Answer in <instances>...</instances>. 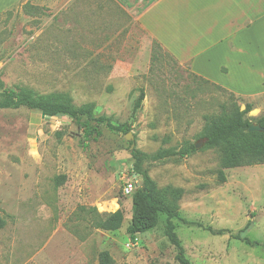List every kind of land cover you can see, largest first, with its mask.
<instances>
[{
  "label": "rangeland",
  "instance_id": "1",
  "mask_svg": "<svg viewBox=\"0 0 264 264\" xmlns=\"http://www.w3.org/2000/svg\"><path fill=\"white\" fill-rule=\"evenodd\" d=\"M117 1L124 8L113 0H23L0 14V93L20 88L92 105L114 125L130 124L135 148L148 155L202 141L207 118L223 105L243 111L251 104L249 118L264 116V96L219 89L160 48L131 10L153 0ZM140 90L145 99L133 116ZM84 122L26 108L0 110V216L6 222L0 264H98L101 252L115 264H178L163 234L164 214L135 244L126 234L131 196L123 187L135 176L131 141L99 126L100 136L83 149ZM203 147L184 159L144 165L158 189L183 191L173 222L186 258L191 264H264L263 247L230 238L250 222L242 236L264 245V165L224 170L220 184L219 152ZM82 209L98 215L120 210L123 225L116 232L96 230Z\"/></svg>",
  "mask_w": 264,
  "mask_h": 264
},
{
  "label": "trees",
  "instance_id": "2",
  "mask_svg": "<svg viewBox=\"0 0 264 264\" xmlns=\"http://www.w3.org/2000/svg\"><path fill=\"white\" fill-rule=\"evenodd\" d=\"M152 49L154 51V46ZM217 88L221 89L220 87ZM144 99L145 93L140 90L133 105V116L141 110ZM21 108L38 111L46 118L65 116L77 123L84 118L85 122L81 125L83 149L86 148L90 138L100 136L99 126H103L109 132L117 135H126L131 131L130 124L116 126L109 118L97 116L92 105L75 106L68 95L44 98L38 97L30 90L20 88L8 89L0 93V110H19ZM252 109L251 104H245L244 110L240 111L235 103H231L229 106L223 105L219 115L207 118L201 135L202 140H205L202 150H218L220 170L217 176L220 184L226 180L224 170L264 165V134L249 132V127L252 124H258L264 129V116L257 120L249 118L248 114ZM91 123H94V127L90 126ZM194 145L186 144L178 149H161L152 155L145 154L136 148L130 150V156L133 160L132 172L142 179V186L135 189L131 195V219L126 228V234L131 244H135L138 235L156 229L160 214H164L166 221L163 234L174 248L175 261L178 264H191L185 256L184 248L175 232L176 227L173 222L179 220V203L182 200L183 191L172 187H166L163 190L158 189L156 183L148 176L144 165L187 158L197 152ZM82 212L90 216L91 226L99 231L116 232L123 225L124 216L120 210L107 215H98L95 209H91L89 212L82 209ZM182 222L189 224L186 220H182ZM5 225V220L0 216V232ZM249 227L250 222H247L242 230L235 235H230V238L251 248H264V245L252 242L247 237L242 236ZM207 230L214 236H222L227 233V231L222 230ZM98 264L115 263L108 252H101L98 256Z\"/></svg>",
  "mask_w": 264,
  "mask_h": 264
},
{
  "label": "crops",
  "instance_id": "3",
  "mask_svg": "<svg viewBox=\"0 0 264 264\" xmlns=\"http://www.w3.org/2000/svg\"><path fill=\"white\" fill-rule=\"evenodd\" d=\"M22 1L0 0V14ZM131 10L139 26L195 77L239 97L264 96V0H153Z\"/></svg>",
  "mask_w": 264,
  "mask_h": 264
},
{
  "label": "water",
  "instance_id": "4",
  "mask_svg": "<svg viewBox=\"0 0 264 264\" xmlns=\"http://www.w3.org/2000/svg\"><path fill=\"white\" fill-rule=\"evenodd\" d=\"M249 132L251 133H262L264 134V129H262L260 127V125L258 124H252L250 127H249ZM125 139L127 141H131V146H130V150H134L135 149V142H134V137L131 133H128L125 135ZM203 143H205V140H202L198 143H196L194 145L195 149L198 150L200 149L202 146H203ZM133 179L135 180L136 182V189H139L141 186H142V179L139 177V175H135L133 177Z\"/></svg>",
  "mask_w": 264,
  "mask_h": 264
},
{
  "label": "built area",
  "instance_id": "5",
  "mask_svg": "<svg viewBox=\"0 0 264 264\" xmlns=\"http://www.w3.org/2000/svg\"><path fill=\"white\" fill-rule=\"evenodd\" d=\"M136 189V182L134 179L128 180L123 187V194L125 197H130Z\"/></svg>",
  "mask_w": 264,
  "mask_h": 264
}]
</instances>
